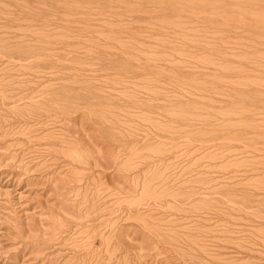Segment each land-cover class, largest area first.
<instances>
[{"label":"rangeland","instance_id":"374dc122","mask_svg":"<svg viewBox=\"0 0 264 264\" xmlns=\"http://www.w3.org/2000/svg\"><path fill=\"white\" fill-rule=\"evenodd\" d=\"M0 264H264V0H0Z\"/></svg>","mask_w":264,"mask_h":264}]
</instances>
